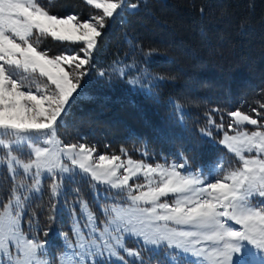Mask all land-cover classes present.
Returning <instances> with one entry per match:
<instances>
[{"label": "snow or ice", "instance_id": "6c2138e0", "mask_svg": "<svg viewBox=\"0 0 264 264\" xmlns=\"http://www.w3.org/2000/svg\"><path fill=\"white\" fill-rule=\"evenodd\" d=\"M85 2L98 11L82 21L76 14H53L40 0H0V164L13 180L20 177L6 202H0V264H57L47 241L23 228L24 221H35L36 213L28 211L34 197L20 189L39 193L47 175L53 198L48 220L54 223L63 179L58 174L106 186L104 192L122 202L104 209L111 218L102 221V229L90 206L82 204L81 214L86 213L94 238L84 247L87 234L74 232L72 249L62 253L60 264H112L114 258L121 264H149L141 252L127 248L129 237L165 250L171 264H182L186 255L194 258L191 264H264V112L252 109L254 118L230 111L227 129L223 123L216 125L223 131L220 143L236 165L207 181L182 172L185 163L153 165L120 155L97 156L94 146L60 138L61 121L77 98L107 22L121 13L138 12L149 0L139 5L135 0ZM41 37L82 47L50 56L37 47ZM208 123L216 122L209 117Z\"/></svg>", "mask_w": 264, "mask_h": 264}, {"label": "trees", "instance_id": "16d2710c", "mask_svg": "<svg viewBox=\"0 0 264 264\" xmlns=\"http://www.w3.org/2000/svg\"><path fill=\"white\" fill-rule=\"evenodd\" d=\"M43 6L81 20L97 13L82 0ZM107 23L61 121L65 143L94 146L97 154H181L197 166L223 152L217 134L205 136L209 117L218 123L234 110L264 112V0H149ZM81 46L48 37L39 49Z\"/></svg>", "mask_w": 264, "mask_h": 264}, {"label": "rangeland", "instance_id": "374dc122", "mask_svg": "<svg viewBox=\"0 0 264 264\" xmlns=\"http://www.w3.org/2000/svg\"><path fill=\"white\" fill-rule=\"evenodd\" d=\"M44 1L51 0H40V3L43 5ZM85 2V0H82ZM86 3V2H85ZM87 4V3H86ZM138 4V3H137ZM90 6V5H88ZM92 11L97 12L98 10L94 9L90 6ZM124 14V13H122ZM66 16V15H65ZM64 17V16H60ZM89 18V17H88ZM87 20V19H84ZM83 21V20H82ZM43 37L39 38L37 47L39 48V44L42 43ZM34 42H37L36 38H34ZM71 46L76 43L68 42ZM81 44V43H80ZM82 47V46H81ZM80 48V47H79ZM50 56H54L57 54H49ZM82 56L83 54L80 53ZM70 71H74V69H67ZM43 83V81H39ZM250 115V114H249ZM253 116V115H252ZM256 118L255 116H253ZM231 122V117H230ZM207 127L215 128V132H219L220 136L218 139V144L223 147L225 152L224 157L221 160H218L214 163H211L204 167H191L187 160L183 157H180L179 160L174 159H166L162 157L161 160H156L153 158L151 161L150 156L146 153L144 148H141L137 151V157L130 156L126 151L122 150L119 154H108L101 153L106 155H120L123 160L131 158L136 161H143L144 163H151L153 165L159 163L167 166H171L173 164L185 163V168L181 169L182 172L189 175H198L205 181L219 176L222 173H226L231 170V167H235L236 161L233 158V154L228 153L227 149L220 143L223 136V131L218 129L215 124H207ZM245 129H252L254 126L251 125H241ZM227 129V125L225 126V130ZM203 132H205L203 130ZM209 133L208 131L205 132ZM208 135V134H206ZM25 150H21V156H23ZM95 155H99L95 153ZM247 155V154H246ZM26 158V157H25ZM204 170V172H203ZM19 171V170H18ZM4 172L6 175V179L3 182L0 179V202H6V197L9 194L10 190L14 186H18L20 184V177L17 176L15 180L10 173L7 172L6 168L0 164V173ZM63 177L60 180L61 189L60 195L56 198V207L58 208L57 219L54 223H51L48 220V215L52 210V197L49 190L50 181L48 180L47 175L42 178L41 183V191L39 193L27 192L26 189H20L21 192H25V194L30 197H34L30 200L31 207L28 209L29 213L35 212L36 219L32 224H28L27 221H24L23 228L26 234L30 233L32 236L36 237L40 241H47L45 247L49 249L52 253V256L57 258V264H60L61 261L64 260L63 252H70L72 249V243L76 239L74 232L80 233L82 236L86 233L87 238L83 240L84 247L89 245L90 239L94 238V234L90 231L89 226L86 223L87 216L86 213L81 214L82 204L87 203L90 207L89 210L93 212V214L97 217L96 223L98 224L99 229L105 227L102 221L106 219H110V216H106L104 213V209H108L109 211L113 207L119 206L122 202L118 199L114 200L112 196L107 195L104 192L106 186L96 185L90 181H85L77 176L75 179L68 180V174H58ZM26 182H29V178H24ZM139 179H143L140 177ZM131 183V182H130ZM99 189V192L97 191ZM113 192L115 190H112ZM171 199V197H169ZM51 223V231L48 236L43 235V230ZM48 224V225H46ZM43 227V229H42ZM238 227V226H237ZM38 229L40 230L38 232ZM96 236L100 235V232L97 231L95 233ZM84 247H81L79 250L84 251ZM127 248L131 251L141 252L145 261L149 262V264H158V262L163 261L165 264H171L170 257L167 255L165 250L157 249L153 250L151 246H143L140 240L129 237L127 239ZM14 251V249H13ZM171 251V250H169ZM126 259H132V257H128L125 253ZM52 257H48L51 259ZM89 259H92L89 257ZM193 257L190 255L181 256L182 264H191ZM112 264H121L118 258L112 259Z\"/></svg>", "mask_w": 264, "mask_h": 264}]
</instances>
